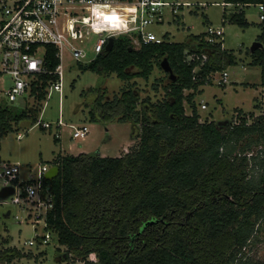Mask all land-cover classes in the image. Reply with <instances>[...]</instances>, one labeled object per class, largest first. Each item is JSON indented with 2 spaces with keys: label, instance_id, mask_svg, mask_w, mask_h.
<instances>
[{
  "label": "trees",
  "instance_id": "trees-1",
  "mask_svg": "<svg viewBox=\"0 0 264 264\" xmlns=\"http://www.w3.org/2000/svg\"><path fill=\"white\" fill-rule=\"evenodd\" d=\"M224 1L243 4L231 15L224 11L225 18L242 26L250 24L244 7L264 2ZM260 26L262 45L254 48L251 63L261 65L264 89V18ZM56 52L55 45L47 44L50 70L60 62ZM203 52L208 55L205 60L188 58L190 53ZM164 57L176 78L165 85L162 100L147 101L138 109L140 93L132 85L113 101L96 100L106 121L117 114L119 121L133 119L136 127L140 124V138L133 148L119 155L55 154L51 164L58 165L59 172L44 180L53 196L45 229L56 232L58 241L67 245V257L74 253L87 264L92 252L98 255V264H248L244 247L264 219V113L251 122L245 115L234 123L201 121L194 101L200 84L211 82L212 71L235 61L222 39L211 41L204 31L173 41L166 33L162 42L135 47L121 35L111 50L80 67L116 72L130 80L136 75L149 77ZM57 77L41 75L33 88L32 105L0 103V134L24 119L37 120L47 86ZM187 88L192 92L186 94ZM185 100L191 113L186 112ZM90 113L91 120L98 119L94 109ZM242 141V150L234 154ZM255 145L260 146L257 151L251 149ZM252 159L255 166L257 161L261 165L257 174L252 173ZM24 256L33 255L6 246L0 250V264H24L20 260Z\"/></svg>",
  "mask_w": 264,
  "mask_h": 264
},
{
  "label": "rangeland",
  "instance_id": "rangeland-1",
  "mask_svg": "<svg viewBox=\"0 0 264 264\" xmlns=\"http://www.w3.org/2000/svg\"><path fill=\"white\" fill-rule=\"evenodd\" d=\"M188 1L191 2L190 5L185 6L179 15L167 14L165 23L152 25L151 28L158 35L166 32L170 40L184 41L189 34L207 31L210 26L223 27L224 34L219 40L222 39V46L232 51L235 56L233 63L212 71L211 82L200 84L194 100L200 120L234 123L239 122L241 116L245 115L249 122L253 121L264 113V89L260 84L262 67L251 63L254 45L261 42L259 34L263 18L259 4L251 3L244 7L250 24L242 26L224 16L225 10L228 15L238 11L243 6L241 3L226 4L224 0ZM64 64L63 91L55 92L46 99L42 115V118L53 121L63 115L69 122L62 127L61 139L55 141L52 131L33 124L31 119H24L19 125L15 124L7 134H0L1 159L19 163L20 175L24 179L29 178L30 174H35L43 163L50 164L59 151L119 155L133 148L140 138V124L136 127L133 119L119 121L117 114L106 121L102 115L103 108L99 107L96 100L100 98L103 102L113 101L132 85L139 90L140 101L137 108L140 109L147 101L162 100L166 95L165 85L171 80L169 72L159 64L155 65L149 77L136 75L130 80L122 79L116 72L106 74L83 69L76 65L68 52H65ZM223 70L229 72V81L226 83L219 82ZM185 92L189 94L192 90L187 88ZM25 100V97H20L18 101L24 103ZM203 103H206L207 107H203ZM185 108L187 113L192 112L188 100H185ZM91 109L95 110L98 119L91 120ZM81 122H87L90 131L86 137L75 138L72 136L75 128L71 123ZM19 131L24 134L23 137H17ZM243 143L244 141L235 145L234 154L242 150ZM258 148L260 146L255 145L251 149L257 151ZM245 150V153L249 154V149ZM251 162L250 166H253L255 160L252 159ZM257 162L258 166L254 165L255 168H252L254 174L258 173L257 168L261 166L259 161ZM31 167L34 171L29 170ZM37 216L40 215L35 205L28 207L27 203L15 202L12 196L4 198L0 195V250L6 246H16L21 251L30 252L32 257L20 258L24 264H87L74 253L67 257V245L58 241L57 233L53 230L49 231L48 241L43 242V235L47 234L48 230L44 228L43 220L36 222ZM31 239L35 241L33 244L29 243ZM244 253L243 258L248 260V264L264 261V219L260 220L259 227L244 247ZM87 260L92 261L89 264L99 262L95 252H92Z\"/></svg>",
  "mask_w": 264,
  "mask_h": 264
},
{
  "label": "built area",
  "instance_id": "built-area-1",
  "mask_svg": "<svg viewBox=\"0 0 264 264\" xmlns=\"http://www.w3.org/2000/svg\"><path fill=\"white\" fill-rule=\"evenodd\" d=\"M190 3L188 0H0V103L5 101L16 107L32 105L33 88L44 73L58 76L56 80H50L46 99L55 92L62 93L65 52L70 53L80 66L89 64L107 50L111 37L115 40L126 35L135 47L166 40V32L158 35L151 26L165 23L167 14L179 15ZM258 4L263 11L264 2ZM223 34V27L210 26L206 38L213 41L222 38ZM47 44L55 45L56 56L60 58L53 70L46 66ZM201 56L203 60L208 57L206 52L188 54L189 59ZM228 81L229 72L223 70L219 82ZM20 97L26 98L24 103L18 101ZM46 99L33 124L52 131L54 137L61 139L62 127L69 122L63 115L56 121L42 118ZM202 106L207 107V104ZM71 124L75 128L72 134L75 138L86 137L90 131L87 122ZM23 135L19 131L17 137ZM0 163V191L11 186L14 191L9 196L15 202L27 203L28 207L35 205L40 215L36 222L43 220L45 228L47 212L53 207V196L44 180L53 164L43 163L35 174L24 179L19 163L10 160ZM29 170L34 171L32 167ZM48 235L49 231L43 235V242L48 241ZM34 242L29 240L30 244Z\"/></svg>",
  "mask_w": 264,
  "mask_h": 264
},
{
  "label": "water",
  "instance_id": "water-1",
  "mask_svg": "<svg viewBox=\"0 0 264 264\" xmlns=\"http://www.w3.org/2000/svg\"><path fill=\"white\" fill-rule=\"evenodd\" d=\"M114 43H115V40L113 37L110 38L109 42L107 43L106 45V49L107 50H111L113 47H114ZM261 42H256L255 45H254V48L259 46ZM161 65L162 67L167 71L169 72V76L171 79H175L176 78V74H175V71L168 59V57H164L161 61ZM59 172V166L58 165H52L46 172V177L48 179L50 178H53L55 177ZM14 191V188L11 187V186H8V187H5L3 188L1 191H0V195L4 198H6L7 196H9L11 193H13ZM10 213V211L8 212V214ZM150 222L153 221V219H150L149 220Z\"/></svg>",
  "mask_w": 264,
  "mask_h": 264
},
{
  "label": "crops",
  "instance_id": "crops-1",
  "mask_svg": "<svg viewBox=\"0 0 264 264\" xmlns=\"http://www.w3.org/2000/svg\"><path fill=\"white\" fill-rule=\"evenodd\" d=\"M0 161H3V159H1V157H0Z\"/></svg>",
  "mask_w": 264,
  "mask_h": 264
}]
</instances>
